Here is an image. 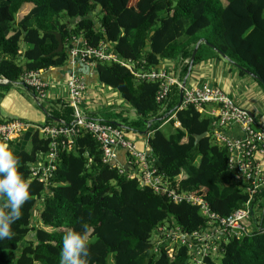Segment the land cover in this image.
Here are the masks:
<instances>
[{
  "label": "trees",
  "instance_id": "1",
  "mask_svg": "<svg viewBox=\"0 0 264 264\" xmlns=\"http://www.w3.org/2000/svg\"><path fill=\"white\" fill-rule=\"evenodd\" d=\"M131 1L0 0V78L8 81L0 84V91L18 85L25 73L65 69L69 39L78 35L93 47L102 42L119 58L142 63L144 70L173 63L179 81L188 72L196 44L203 40L192 69L220 59V52L239 76H247L243 68L264 81V0H137L134 5ZM56 33L64 46L60 53H54ZM92 76L97 84L116 91L126 109L136 114L132 122L117 114L106 120L123 124L127 132L148 135V154L180 192L201 196L220 216L244 206L248 197L227 169L226 149L209 137L198 142L194 137L211 134L212 118L193 106L174 109L178 87L172 88L166 102L157 103L158 84L137 80L118 63L97 61ZM62 99L54 102L60 110L45 108L46 124L57 123L55 118L71 122L72 109ZM166 121L175 129L168 138L160 130ZM33 131L25 132L29 149L27 138L7 143L20 158L19 170L32 183L22 218L12 225L14 236L0 240V264H60L64 234L69 229L82 231L83 223L94 238L89 242V264H189L186 248H177L170 260L163 246L155 251L150 242L165 223L187 233L202 228L205 221L196 207L171 203L141 187L136 178H128L127 172L103 164L101 151L88 134L76 137L70 151L59 153L46 184L33 180L28 164L36 163L49 144ZM119 158L120 165L127 162L125 153ZM254 205L264 230V189ZM206 264H264V232L231 239L221 257L207 259Z\"/></svg>",
  "mask_w": 264,
  "mask_h": 264
},
{
  "label": "built area",
  "instance_id": "2",
  "mask_svg": "<svg viewBox=\"0 0 264 264\" xmlns=\"http://www.w3.org/2000/svg\"><path fill=\"white\" fill-rule=\"evenodd\" d=\"M68 46L65 66L67 79L62 96H65L68 107L72 109L71 122L49 125L45 122L40 126H31L27 122L12 119L0 123V143L16 140L30 127L49 140L46 152L39 156L36 163L30 164L31 179L46 184L56 168L59 153L70 151L76 137L88 134L97 143L103 164L116 166L121 174L127 172L128 178H136L141 187L150 188L171 203H186L198 209L205 221L200 229L187 233L179 226L171 227V223L158 226L150 244L155 251L163 246L170 260L174 259L173 253L177 248L184 247L188 252L189 264H206L207 259L210 262L219 259L223 246L231 239L248 237L255 231L264 232L259 224L258 206L254 205L255 198L264 189V127L258 124L251 108L236 103L221 88L207 82L188 80L183 88L178 108L193 106L199 114L212 118L208 137L226 149L227 169L248 197L243 207L227 216H220L201 196L180 192L177 183L173 184L167 176L159 173L155 158L147 152L148 135L145 137V149L139 150L136 141L127 137L128 128L105 119L91 118L82 107L88 90L85 78L93 72L97 61L118 63L137 80L157 83V103L166 102L173 87H181L175 64L144 70L140 65L142 63L119 58L102 42L96 47L89 45L82 35L72 36ZM50 70L52 68L25 73L19 85L29 88L39 102L48 100L51 97V84L44 75ZM7 83L6 79L0 78V84ZM119 151L126 155L127 170L117 161Z\"/></svg>",
  "mask_w": 264,
  "mask_h": 264
},
{
  "label": "crops",
  "instance_id": "3",
  "mask_svg": "<svg viewBox=\"0 0 264 264\" xmlns=\"http://www.w3.org/2000/svg\"><path fill=\"white\" fill-rule=\"evenodd\" d=\"M230 66V63L226 64L220 59H215L214 61H209L202 65L194 67L188 80H190V82H207L211 85H215L221 88L222 91L230 98H232L236 103L251 108L254 113L257 112L260 105L258 103H262L264 101V94L260 86L255 82L253 78L249 76H239L236 70H232ZM53 71L55 70L52 69L48 72V74L44 75L45 80L49 81V83L51 80H53V85L56 87L55 92H58L54 94L51 93V97L50 99H48V107L46 108H50V110H48L49 112H53L52 108L57 110L61 109V106L58 103L54 104V102H58L60 99L64 100L62 98H64L65 96L62 97V95H64L65 92V82L67 79L66 69L58 70L57 72ZM92 74L93 72H91L90 75L85 78V81L88 85V90L82 104L84 112H88L90 117L94 119L106 120L109 119L107 115L117 114L121 115V119H125L126 121H128L126 114L127 109L123 111L120 108L121 104L123 105V103L122 101L121 104L119 103L120 101L118 98L119 95H117L118 93L116 92V98H114V96H112L111 94L112 91H109L108 87L94 82V76H92ZM23 88H25L28 91L29 95L33 98V93L28 88ZM36 102L41 105L38 100ZM42 108L46 110L45 107L42 106ZM12 119L28 122L29 124H31V126H40L41 124H44L46 122L47 115L40 109L39 112H35L34 109L28 107L24 99L18 100L16 98L15 101H12L10 98V94H6L5 91L1 90L0 123L4 122L5 120ZM53 121H56L57 123H59L60 121L62 122L61 119L56 118ZM121 125L125 127L123 124ZM29 129L34 130L33 133L35 132V129ZM26 131L22 132L21 136L16 140V142L22 139L25 140L28 137V134L26 135L25 133ZM40 137L42 136L40 135ZM127 137L136 141L137 148L139 150L145 149V137L133 132H129V135H127ZM121 153L123 152L119 151L117 161L120 159L119 156Z\"/></svg>",
  "mask_w": 264,
  "mask_h": 264
},
{
  "label": "clouds",
  "instance_id": "4",
  "mask_svg": "<svg viewBox=\"0 0 264 264\" xmlns=\"http://www.w3.org/2000/svg\"><path fill=\"white\" fill-rule=\"evenodd\" d=\"M188 79L189 77L186 82ZM43 112L47 113L46 110ZM110 122L114 123L115 121ZM117 125L122 126L120 123H117ZM20 166V158L14 154L10 146L0 143V240L11 239L14 236L12 225L22 218V207L31 199L30 185L32 181L24 177V174L19 170ZM124 167L127 170L126 164H124ZM91 231L92 229L87 223L82 224V231L72 229L66 231L62 240L60 264H89L91 258L89 246Z\"/></svg>",
  "mask_w": 264,
  "mask_h": 264
},
{
  "label": "rangeland",
  "instance_id": "5",
  "mask_svg": "<svg viewBox=\"0 0 264 264\" xmlns=\"http://www.w3.org/2000/svg\"><path fill=\"white\" fill-rule=\"evenodd\" d=\"M137 0H132L131 3H133L132 5H134V3L136 2ZM62 20H65V18H63ZM20 45L22 46L23 43L20 42ZM220 60L224 61L226 64H229V61L223 59L222 57H220ZM232 65V64H231ZM232 70H235V68H233L232 66H230ZM247 77V76H245ZM49 82V81H48ZM50 84H51V87H50V91L51 93H58V92H55V86L53 85V80L50 81ZM109 91H112L111 94L112 96H114V98H116V91L114 90H111L108 88ZM6 94L9 93L10 94V98L12 101H15L16 98L18 100H25V102L27 103L28 107L34 109L35 112H39V109L43 112L42 110V106L43 107H48L47 103H48V100H43L41 101V105L39 103H37L36 101L33 100V98L29 95L28 91L23 88L22 86H20L19 84L16 85L14 84L13 86H10L8 88V90L5 91ZM118 95V94H117ZM119 98V103L121 104V99L120 97L118 96ZM258 104L259 105V108L257 110V112H255V116H256V120L258 122L259 125L263 126L264 127V101L261 103L259 102ZM39 105V106H38ZM120 108L125 111L126 108H128L126 106V104L123 103V105L121 104ZM126 114H127V119L129 122H132L136 119V114L133 110H126ZM28 123V122H27ZM32 124H36V123H32ZM160 130L161 132L163 133V135L168 138L171 134H173L175 132V129L174 127L172 126V124L168 123L167 121L163 123V125L160 127ZM35 131H38L37 129H35ZM127 135H129V133H127ZM132 135V134H131ZM31 146L30 144V138H27L26 140V143H25V148L26 149H29ZM37 208H40V203L37 205ZM36 216V213L35 215ZM94 241V238H91L89 239V242L92 243ZM112 256V255H111ZM111 260V258H110Z\"/></svg>",
  "mask_w": 264,
  "mask_h": 264
},
{
  "label": "water",
  "instance_id": "6",
  "mask_svg": "<svg viewBox=\"0 0 264 264\" xmlns=\"http://www.w3.org/2000/svg\"><path fill=\"white\" fill-rule=\"evenodd\" d=\"M55 39H56L58 45H57V49L55 50L54 53H60L61 51H63V48H64L63 43H62V40H61V38H60V35L56 33V34H55ZM201 42H203V40H200V41L196 44V47L194 48V50H193V52H192V55H191V58H190V65H189L188 72H187L185 78H184V79L182 80V82H181V87L178 89V91H179V100H178V104L175 106L174 109H177V108L179 107V105L181 104L183 88H184V86H185V84H186V80H187V78H188V76H189V74H190L191 66H192L191 64H192V62H193V60H194V57H195V54H196V52H197L198 45H199ZM218 53H219L220 57H222L223 59L229 61L225 55L221 54L220 52H218ZM240 68H241V67H240ZM241 69L244 70V72H245V74H246L247 76H249V77H251V78H253V79H256L258 82H260V83L262 84V86H263V90H264V81H263L262 79L256 77L255 75L251 74L249 71H247V70H245V69H243V68H241ZM33 98H34L35 101H37V99H36L35 96H33ZM42 110H43V108H42ZM43 111H44V110H43ZM114 124L117 125V123H115V122H114ZM117 126H119V125H117ZM146 132H147V130L144 131V134H146ZM207 136H208V133H203V134H201V135H194V137H195V139H196V142H198V141L201 140V139H205V138H207ZM28 166H30V164H28Z\"/></svg>",
  "mask_w": 264,
  "mask_h": 264
}]
</instances>
